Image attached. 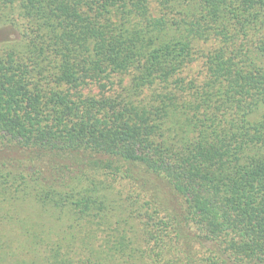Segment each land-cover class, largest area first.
Segmentation results:
<instances>
[{
    "label": "trees",
    "instance_id": "1",
    "mask_svg": "<svg viewBox=\"0 0 264 264\" xmlns=\"http://www.w3.org/2000/svg\"><path fill=\"white\" fill-rule=\"evenodd\" d=\"M1 31L0 264H264V0H0Z\"/></svg>",
    "mask_w": 264,
    "mask_h": 264
},
{
    "label": "rangeland",
    "instance_id": "2",
    "mask_svg": "<svg viewBox=\"0 0 264 264\" xmlns=\"http://www.w3.org/2000/svg\"><path fill=\"white\" fill-rule=\"evenodd\" d=\"M7 32L6 31H1L0 32V38H6ZM10 37V36H9Z\"/></svg>",
    "mask_w": 264,
    "mask_h": 264
}]
</instances>
